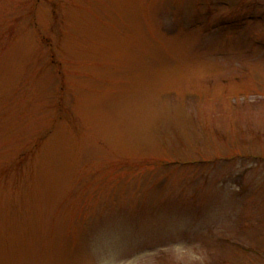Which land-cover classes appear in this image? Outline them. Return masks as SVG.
Instances as JSON below:
<instances>
[{
  "label": "rangeland",
  "instance_id": "1",
  "mask_svg": "<svg viewBox=\"0 0 264 264\" xmlns=\"http://www.w3.org/2000/svg\"><path fill=\"white\" fill-rule=\"evenodd\" d=\"M0 264H264V0H0Z\"/></svg>",
  "mask_w": 264,
  "mask_h": 264
}]
</instances>
